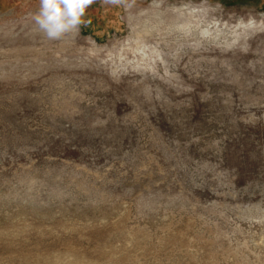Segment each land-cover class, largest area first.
<instances>
[{"label": "rangeland", "instance_id": "1", "mask_svg": "<svg viewBox=\"0 0 264 264\" xmlns=\"http://www.w3.org/2000/svg\"><path fill=\"white\" fill-rule=\"evenodd\" d=\"M39 6L0 0V264H264V0H93L55 40Z\"/></svg>", "mask_w": 264, "mask_h": 264}, {"label": "clouds", "instance_id": "2", "mask_svg": "<svg viewBox=\"0 0 264 264\" xmlns=\"http://www.w3.org/2000/svg\"><path fill=\"white\" fill-rule=\"evenodd\" d=\"M92 3L93 0H40L33 19L48 39H59L84 22L82 18Z\"/></svg>", "mask_w": 264, "mask_h": 264}, {"label": "bare ground", "instance_id": "3", "mask_svg": "<svg viewBox=\"0 0 264 264\" xmlns=\"http://www.w3.org/2000/svg\"><path fill=\"white\" fill-rule=\"evenodd\" d=\"M181 6V5H180ZM187 6V5H186ZM181 8V7H180ZM190 9V8H189ZM189 12H191V11H189Z\"/></svg>", "mask_w": 264, "mask_h": 264}]
</instances>
